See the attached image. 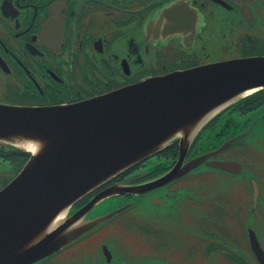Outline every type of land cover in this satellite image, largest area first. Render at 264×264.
<instances>
[{"label": "flooded vegetation", "instance_id": "1", "mask_svg": "<svg viewBox=\"0 0 264 264\" xmlns=\"http://www.w3.org/2000/svg\"><path fill=\"white\" fill-rule=\"evenodd\" d=\"M251 57H264V0H0L3 105H74ZM1 141L0 191L33 153ZM180 141L60 211L66 243L27 264H264V82L216 109L182 159Z\"/></svg>", "mask_w": 264, "mask_h": 264}, {"label": "water", "instance_id": "2", "mask_svg": "<svg viewBox=\"0 0 264 264\" xmlns=\"http://www.w3.org/2000/svg\"><path fill=\"white\" fill-rule=\"evenodd\" d=\"M260 82L264 57H251L149 77L74 105L0 104V142L15 138L33 151L0 191V264H27L61 247V229L51 230L60 211L177 138L182 159L216 109ZM201 161L190 159L186 171Z\"/></svg>", "mask_w": 264, "mask_h": 264}]
</instances>
